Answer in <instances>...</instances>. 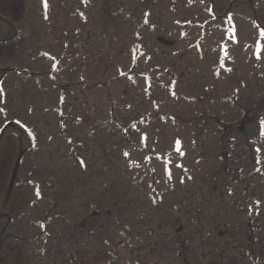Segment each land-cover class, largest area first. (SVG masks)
<instances>
[{
	"label": "rangeland",
	"instance_id": "1",
	"mask_svg": "<svg viewBox=\"0 0 264 264\" xmlns=\"http://www.w3.org/2000/svg\"><path fill=\"white\" fill-rule=\"evenodd\" d=\"M252 114L264 0H0V264H264Z\"/></svg>",
	"mask_w": 264,
	"mask_h": 264
},
{
	"label": "snow or ice",
	"instance_id": "2",
	"mask_svg": "<svg viewBox=\"0 0 264 264\" xmlns=\"http://www.w3.org/2000/svg\"><path fill=\"white\" fill-rule=\"evenodd\" d=\"M262 125H264V121H262ZM177 143H179V141H177Z\"/></svg>",
	"mask_w": 264,
	"mask_h": 264
}]
</instances>
